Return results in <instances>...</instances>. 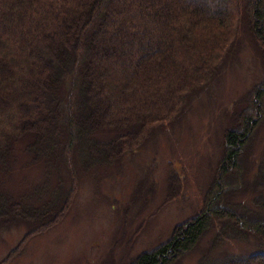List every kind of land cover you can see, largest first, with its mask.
Here are the masks:
<instances>
[{"label":"trees","instance_id":"obj_1","mask_svg":"<svg viewBox=\"0 0 264 264\" xmlns=\"http://www.w3.org/2000/svg\"><path fill=\"white\" fill-rule=\"evenodd\" d=\"M244 25L264 61V0H0V224L18 225L9 214L34 223L27 235L54 225L86 155L98 165L117 163L174 122L240 45ZM235 119L204 209L130 264H176L210 232L221 245L230 232L259 247L199 264H264V197H253L263 213L234 202L247 187L264 186V161L249 180L239 168L264 120V78ZM97 132L112 135L103 140ZM22 159L25 168L41 166L33 189L56 177L63 198L11 201L4 185Z\"/></svg>","mask_w":264,"mask_h":264},{"label":"rangeland","instance_id":"obj_2","mask_svg":"<svg viewBox=\"0 0 264 264\" xmlns=\"http://www.w3.org/2000/svg\"><path fill=\"white\" fill-rule=\"evenodd\" d=\"M242 29L240 45L215 79L190 96L174 122L156 127L142 147L117 163L98 165L86 155V169L79 168V182L54 225L27 235L34 223L9 214L6 220L18 225L0 224V264H130L141 253L165 245L178 224L201 212L225 157L226 133L264 78L261 48L245 25ZM110 135L97 132L103 140ZM250 141L239 162L248 180L264 161V120ZM14 172L4 185L11 201L32 195L29 203L40 205L66 192L56 177L33 189L40 165L25 168L24 160H18ZM256 193L264 197V186L259 192L255 185L247 187L234 202L252 214L263 213L253 206ZM258 245L250 235L240 240L230 232L221 245L210 232L176 264H199L205 256L218 261L227 254L252 253Z\"/></svg>","mask_w":264,"mask_h":264}]
</instances>
